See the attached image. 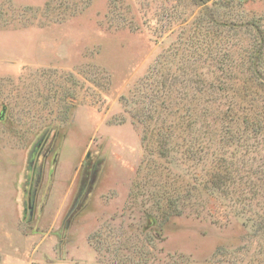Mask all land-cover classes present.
Wrapping results in <instances>:
<instances>
[{"label": "rangeland", "instance_id": "obj_1", "mask_svg": "<svg viewBox=\"0 0 264 264\" xmlns=\"http://www.w3.org/2000/svg\"><path fill=\"white\" fill-rule=\"evenodd\" d=\"M258 33L264 0H0V264H264V125L223 115Z\"/></svg>", "mask_w": 264, "mask_h": 264}, {"label": "trees", "instance_id": "obj_2", "mask_svg": "<svg viewBox=\"0 0 264 264\" xmlns=\"http://www.w3.org/2000/svg\"><path fill=\"white\" fill-rule=\"evenodd\" d=\"M218 28H220V29L225 28L226 29L227 26L220 25V26H218ZM257 37L259 39V43L261 44V48L258 52L254 53L252 55V57H250L252 62H251L250 66L248 67L247 70L254 77V81L257 84H259V86H263V89L257 88V90H254L252 88L249 90V89L245 88L246 90L240 92L239 95L237 96L239 99V102H236L235 100L230 101V103H228V104H231V105H229V106H231V108L229 110L227 109L226 111L223 112V115L225 116L224 119L226 120V122H225L226 125H224V128L229 130L230 127L231 128L234 127V128H236L235 133L242 134V135H244L248 131L253 133V135L258 134L261 130L262 125H264V118L262 120H260V119H258V117H255V116H252L250 118V116H248L247 114H242V116L238 114V112H240L239 107L241 108L242 103H246V106H249V107L245 106L244 109H241V112H245V111L252 112V111H254V113L257 116H259L257 111H255L256 110L255 102H259V103L262 102L261 95H262V97L264 95V77L262 76V73L260 72V70H258L257 68H254V63L256 64L257 63L256 61L258 59H260L262 56V49L264 48V36L262 34L258 33ZM254 60H255V62H254ZM251 87L252 86H250L249 88H251ZM224 90H226V89H217L216 92L221 93ZM248 92L252 93V97L248 95ZM258 92H262V93H258ZM236 107L238 108L237 112L235 111ZM203 115H204V113H203ZM232 130H229L230 131L229 134L232 133ZM229 138L234 139V136L229 135ZM162 149H163V151H165L164 142H163ZM162 157H166V155L164 153H162ZM228 181H230V177L224 176L220 180L221 186L226 187V185H228L227 184ZM170 205H172V204H170Z\"/></svg>", "mask_w": 264, "mask_h": 264}]
</instances>
